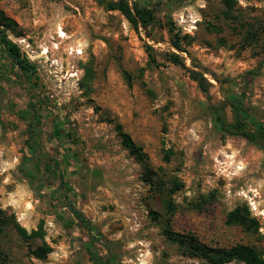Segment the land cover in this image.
Here are the masks:
<instances>
[{"label":"rangeland","instance_id":"obj_1","mask_svg":"<svg viewBox=\"0 0 264 264\" xmlns=\"http://www.w3.org/2000/svg\"><path fill=\"white\" fill-rule=\"evenodd\" d=\"M126 1L155 9V20L136 30L98 0H0L16 23L5 34L33 65L22 71L0 44V217L28 233L42 225L52 249L38 260L4 226L0 264H93L84 247L88 229L66 222L71 207L100 231L93 248L104 261L209 264L184 255L167 238L166 222L210 247L244 244L264 256V149L223 139L218 112L232 121L226 93L240 92L264 123V0H235L236 22L223 18L221 0ZM169 21L183 53L172 47ZM248 34H255L251 43ZM170 53L186 68L170 63ZM190 71L209 81L208 93ZM116 123L144 149L156 180L169 189L172 180L181 183L172 217L122 146ZM34 141L40 162L27 146ZM243 205L258 219L260 236L227 225V214Z\"/></svg>","mask_w":264,"mask_h":264},{"label":"trees","instance_id":"obj_2","mask_svg":"<svg viewBox=\"0 0 264 264\" xmlns=\"http://www.w3.org/2000/svg\"><path fill=\"white\" fill-rule=\"evenodd\" d=\"M184 1V0H178ZM223 3V18L229 22H236L237 15V3L235 0H221ZM99 3L104 4L109 11H119L136 30L140 27L147 28V26L153 22L156 18L155 9L149 8L143 5L135 4L133 7L130 6L129 2L126 0H98ZM16 23L8 18L3 11L0 10V44L9 52L15 65L22 71L29 73L33 69V65H30L28 59L21 55L19 47L8 39L5 34L7 29L15 26ZM168 32L171 38L172 47L178 52H185L182 45V39L176 29L174 23L169 21ZM218 33L222 32V29L214 27ZM248 40L255 37V34H248ZM147 52L151 58V62L156 64V59L153 57V49L150 46L146 47ZM264 54V48H263ZM167 59L170 63L186 68V64L177 53H170L167 55ZM190 78L197 82L199 88L204 92H209L210 83L204 77L203 74L197 71H190ZM226 105L230 108L232 114V121H229L223 112V109H219V119L221 121L222 137L223 139L228 136L241 137L247 142L254 144L260 148L264 149V123L258 122L252 115L251 108L249 107L246 99L242 96L240 92H228L226 93ZM116 130L121 138L122 146L129 152V154L134 157V159L140 163L144 169L145 180L151 185V189L154 193L161 196L163 202L165 203L166 209L172 217L177 210L175 203L172 200V195L179 191L182 187L181 183L176 180H172V188H167L164 181L161 179H155L157 174L151 168L148 155L144 149L138 145L132 137L124 131L123 126L120 123H116ZM31 138H35V134H31ZM29 151L31 154V159L35 162H40L39 157V143L34 141L33 143H28ZM168 157V156H167ZM30 167V166H29ZM35 171L37 170L41 176H44L42 169L38 165L33 167ZM30 170V169H29ZM29 175L37 176L34 171L30 170ZM56 179L61 180L62 187L65 184V177L61 172H56ZM66 196L61 198V203L66 204ZM63 199V200H62ZM65 200V201H64ZM71 213L73 218L66 220L71 226L75 225L76 220L88 229L91 235V241L84 243V247L90 256L93 264H107L104 261L100 253L94 250L93 246L102 238L100 231L93 226L77 209L71 207ZM0 217V231L4 226H13V231L18 235V237L29 246V254L38 260H45L47 255L52 251L51 247L44 242L45 232L42 225L38 230L28 233V231L20 226L13 218L6 217L4 213ZM64 219V218H63ZM169 221V220H168ZM226 223L229 226H239L246 234L251 236H260V225L257 218L252 216L250 208L247 205L238 206L231 212L227 214ZM165 234L167 238L177 244L184 255L192 258H200L207 261L209 264H228L233 261H239L245 264H264V256L258 249L250 245H236L231 248H213L204 243H202L194 235H181L174 233L170 230L169 223H165ZM100 236V237H99ZM37 241H42L41 245L33 248L32 245ZM4 260V254L0 250V263ZM108 264H119L114 263L110 260Z\"/></svg>","mask_w":264,"mask_h":264},{"label":"bare ground","instance_id":"obj_3","mask_svg":"<svg viewBox=\"0 0 264 264\" xmlns=\"http://www.w3.org/2000/svg\"><path fill=\"white\" fill-rule=\"evenodd\" d=\"M60 37H62V38H64V37H66V34H64L63 32H62V30H60Z\"/></svg>","mask_w":264,"mask_h":264}]
</instances>
